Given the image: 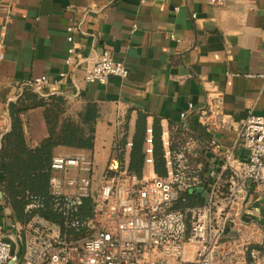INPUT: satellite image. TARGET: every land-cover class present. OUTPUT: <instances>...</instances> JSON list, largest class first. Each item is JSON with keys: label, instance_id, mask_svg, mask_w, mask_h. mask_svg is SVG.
I'll list each match as a JSON object with an SVG mask.
<instances>
[{"label": "crops", "instance_id": "0c3cea01", "mask_svg": "<svg viewBox=\"0 0 264 264\" xmlns=\"http://www.w3.org/2000/svg\"><path fill=\"white\" fill-rule=\"evenodd\" d=\"M0 44V141L10 125L7 106L22 86L66 72L42 93L62 95L69 113L86 101L107 112L96 124L92 150L59 146L54 154L89 155L98 172L114 153L120 116L129 137L138 111L147 114L148 126L160 118L163 139L167 121L182 122L179 113L188 103L204 107L210 101L220 106L219 122L230 118L231 126L209 131L196 112L185 123L203 140L215 138L227 148L241 142L238 120L264 115V0H0ZM69 47L71 66L65 64ZM104 51L127 65V77L112 75L105 84L84 81ZM22 120L28 142L38 145L47 134L43 109H29ZM204 156L210 166L223 160L220 150ZM232 156L243 160V147L234 146ZM145 170L154 173L152 163H144ZM1 182L0 172V188ZM240 222L239 230L228 228V236L256 247L264 261V199L250 191ZM4 228L9 239L10 230L0 223Z\"/></svg>", "mask_w": 264, "mask_h": 264}, {"label": "built area", "instance_id": "2783aa9c", "mask_svg": "<svg viewBox=\"0 0 264 264\" xmlns=\"http://www.w3.org/2000/svg\"><path fill=\"white\" fill-rule=\"evenodd\" d=\"M73 52L72 47L67 49V66L73 64ZM2 56L0 51V59ZM65 75L60 72L58 78ZM112 75L123 79L128 68L104 51L83 78L105 84ZM58 78L41 76L27 84L43 92ZM220 111V106L210 101L204 107L188 103L179 116L188 131L185 118L193 112L206 129L216 131L233 124L230 118L219 122ZM237 122L240 143L222 148L217 139L207 140L206 153L221 152L223 160L218 166H210V159H206L207 164L197 159L191 138L172 146L169 137H163L167 168L163 177L129 173L126 157L122 160L115 152L100 172L84 153L54 154L49 203L28 196L24 207L28 219L18 225L7 217L11 237L0 235V264H264L256 247L247 248L246 243L228 236V228L241 227L246 195L251 191L264 199V115L249 113ZM121 123L118 117L116 135ZM147 134L145 163L151 164L149 128ZM238 144L245 152L243 160L232 156ZM131 145L129 138L125 149ZM224 173L226 193L221 194L217 188ZM184 191H196L199 203L177 207ZM44 210H48L47 215ZM16 238L23 249L14 259Z\"/></svg>", "mask_w": 264, "mask_h": 264}, {"label": "trees", "instance_id": "16d2710c", "mask_svg": "<svg viewBox=\"0 0 264 264\" xmlns=\"http://www.w3.org/2000/svg\"><path fill=\"white\" fill-rule=\"evenodd\" d=\"M43 109L47 134L42 141L32 147L26 138L22 115L29 109ZM107 112L100 103L86 101L74 113L67 112L66 99L57 93H42L34 90L31 85L24 84L19 95L7 106L9 128L2 133L0 141V172L2 177L0 188V206L6 209L9 218L15 224H22L28 219L24 211L25 198L38 196L47 205L49 203L48 181L51 175L50 161L55 148L59 146L92 150L95 141L96 124L104 120ZM119 134L112 140V152L122 160L128 155L127 170L129 173L142 177L146 158L147 129L151 136V157L153 171L156 176L166 175V161L162 141V120L153 117L148 126L147 114L137 112L133 133L128 135L127 121L124 116ZM168 137L171 145L191 138L196 146L197 159L206 163L204 153L208 150L207 141L193 131L184 129L183 121L168 120ZM132 145L126 150L128 139ZM225 173L219 182L218 192L226 193ZM200 201L196 191H184L180 194L177 207L197 205ZM48 212V210H47ZM46 210L44 214L47 215ZM50 215V214H49Z\"/></svg>", "mask_w": 264, "mask_h": 264}, {"label": "rangeland", "instance_id": "374dc122", "mask_svg": "<svg viewBox=\"0 0 264 264\" xmlns=\"http://www.w3.org/2000/svg\"><path fill=\"white\" fill-rule=\"evenodd\" d=\"M151 173H153V172H151ZM151 173H150V174H151ZM145 174L147 175V174H148V171L145 170ZM154 175H155V173H154ZM7 217H8L7 210H6V209H5V210L2 209V207L0 206V223H1L2 225H4V226H6V223H7ZM5 230H6L5 228L0 230V235H1L2 237H5V235H4Z\"/></svg>", "mask_w": 264, "mask_h": 264}, {"label": "water", "instance_id": "95a60500", "mask_svg": "<svg viewBox=\"0 0 264 264\" xmlns=\"http://www.w3.org/2000/svg\"><path fill=\"white\" fill-rule=\"evenodd\" d=\"M0 197H1V193H0ZM16 244H17V250H16V253H15L14 259H17V258L20 257L22 249H23V245H22L21 241L18 238H16Z\"/></svg>", "mask_w": 264, "mask_h": 264}]
</instances>
